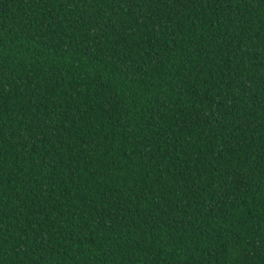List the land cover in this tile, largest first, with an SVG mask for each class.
I'll list each match as a JSON object with an SVG mask.
<instances>
[{"label": "trees", "instance_id": "1", "mask_svg": "<svg viewBox=\"0 0 264 264\" xmlns=\"http://www.w3.org/2000/svg\"><path fill=\"white\" fill-rule=\"evenodd\" d=\"M0 264H264V0H0Z\"/></svg>", "mask_w": 264, "mask_h": 264}]
</instances>
